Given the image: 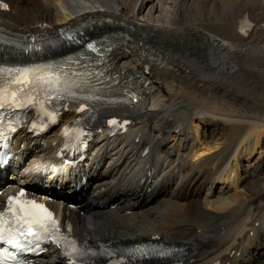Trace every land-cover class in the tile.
Returning a JSON list of instances; mask_svg holds the SVG:
<instances>
[{
  "label": "bare ground",
  "instance_id": "6f19581e",
  "mask_svg": "<svg viewBox=\"0 0 264 264\" xmlns=\"http://www.w3.org/2000/svg\"><path fill=\"white\" fill-rule=\"evenodd\" d=\"M1 1L8 38L52 39L83 20L99 21V34L120 31L131 41L113 72L122 81L140 73L143 84L136 104L121 103V93L90 103L98 132L76 163L58 157L78 103L65 98L62 120L44 136L21 131L15 155L33 152L30 163L47 167L16 178L13 163L0 204L26 182L84 242L186 248L178 260L141 264H264V0H36L42 9L33 14ZM70 53L32 60L4 47L0 63L50 65ZM112 117L121 122L115 134ZM248 177L254 190L238 191ZM59 256L48 251L28 264Z\"/></svg>",
  "mask_w": 264,
  "mask_h": 264
},
{
  "label": "snow or ice",
  "instance_id": "6c2138e0",
  "mask_svg": "<svg viewBox=\"0 0 264 264\" xmlns=\"http://www.w3.org/2000/svg\"><path fill=\"white\" fill-rule=\"evenodd\" d=\"M6 7V6H5ZM89 47H92L89 45ZM2 107V105H0ZM23 195V193H21ZM10 211L14 216L17 217V227L13 228L12 224L9 223L7 227L4 226L2 219H0V243L7 244L12 248L17 249L18 251H27L28 245L32 243V241L28 240L27 237H39L40 231L33 227L34 224L39 225V229L44 231L55 230V222L51 221V225L45 222V220H50L52 214L47 211V209L43 208L41 205L32 204L33 209H38L41 213L44 214V218L37 216L35 213L29 211L21 205V211H23L24 215L20 216L18 213L11 208L12 198H9ZM4 214L0 213V218L3 217ZM31 217L30 219H26ZM26 223L28 225L27 229L20 226V222ZM73 252H76L75 247L73 246ZM7 250H5V253ZM14 258V256H13ZM0 264H5L3 259V254H0ZM19 264V262H17Z\"/></svg>",
  "mask_w": 264,
  "mask_h": 264
},
{
  "label": "rangeland",
  "instance_id": "374dc122",
  "mask_svg": "<svg viewBox=\"0 0 264 264\" xmlns=\"http://www.w3.org/2000/svg\"><path fill=\"white\" fill-rule=\"evenodd\" d=\"M6 1L7 2H15V3L17 1H19L20 3H22L21 6H22L24 12L27 11L28 13H31V14H33L32 12H34V11H38L39 12L42 9V8H40V9L37 8L38 6L36 5V3L39 2V1H36V0H11V1L6 0ZM119 9H122V7L119 6ZM221 131H222L221 129L217 130L218 133H222ZM254 142H255V140H253V143ZM171 143H172V141L170 142V144ZM258 157H259V155H257V153H256V156L254 157L253 161H256V159ZM263 177H264V175L260 179L261 182H262L261 183L262 186H264V183H263L264 178ZM246 180H248V181L245 182L244 187L243 188L238 187V191H241V190L243 191V189L246 188V186L249 188L250 192L254 190V187H255L254 180H251V178H249V177ZM250 182L253 184V187H252V184ZM233 191H234V189L230 193H233ZM260 250H261L262 253H264V247H262Z\"/></svg>",
  "mask_w": 264,
  "mask_h": 264
}]
</instances>
